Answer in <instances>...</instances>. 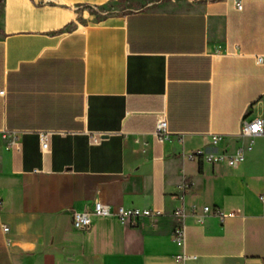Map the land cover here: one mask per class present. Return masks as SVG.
<instances>
[{
	"label": "crops",
	"instance_id": "obj_1",
	"mask_svg": "<svg viewBox=\"0 0 264 264\" xmlns=\"http://www.w3.org/2000/svg\"><path fill=\"white\" fill-rule=\"evenodd\" d=\"M241 1L0 0V264H264V130L240 133L264 120V0Z\"/></svg>",
	"mask_w": 264,
	"mask_h": 264
},
{
	"label": "built area",
	"instance_id": "obj_2",
	"mask_svg": "<svg viewBox=\"0 0 264 264\" xmlns=\"http://www.w3.org/2000/svg\"><path fill=\"white\" fill-rule=\"evenodd\" d=\"M55 0H42L43 3H51ZM236 7L238 9L242 8V1L236 0ZM257 61L261 63L263 61L262 56L257 57ZM264 130V120L262 118H255L250 121H243L240 133L245 136H254L262 133ZM155 137L164 142L170 138L171 133L168 129V121L165 115H160L157 119L155 131ZM47 135H41L42 145L44 147L47 146L46 142ZM223 139V135L213 134L212 141L213 143H218ZM95 141L97 139L95 138ZM193 157V155H190ZM245 159L244 150L239 149L234 155H218V156H208V161L213 162H226L230 166H237L242 163ZM260 198L264 200V195H261ZM190 210L193 214L197 216V220L199 223H202L207 216L208 213L211 212V207L208 205L202 206V212L198 213V205L193 204L190 207ZM187 208L186 206H182L176 209L173 213L175 217H183L186 214ZM92 214L100 215L103 217L116 216L121 223L128 224L130 226H137L140 223V219L144 217H150L154 222L158 220L160 216L163 215V211L160 209H150V208H127V207H119L116 211H112L108 206L95 202L92 207ZM92 224V219L88 213L84 212H74L73 214V226L78 229H88ZM4 230H8V227H4ZM172 238L178 244L185 246L186 243V226L184 223H179L174 227ZM196 258V255L188 254L185 251L178 255L177 259L180 261H185L187 259Z\"/></svg>",
	"mask_w": 264,
	"mask_h": 264
},
{
	"label": "rangeland",
	"instance_id": "obj_3",
	"mask_svg": "<svg viewBox=\"0 0 264 264\" xmlns=\"http://www.w3.org/2000/svg\"><path fill=\"white\" fill-rule=\"evenodd\" d=\"M112 9L113 8H108V9H101V10H99V9H92V11H93V14L95 15V18H97V19H99V18H101L102 16H104V14H106V12L107 13H110V12H112Z\"/></svg>",
	"mask_w": 264,
	"mask_h": 264
}]
</instances>
